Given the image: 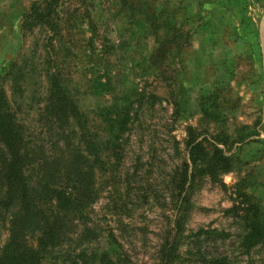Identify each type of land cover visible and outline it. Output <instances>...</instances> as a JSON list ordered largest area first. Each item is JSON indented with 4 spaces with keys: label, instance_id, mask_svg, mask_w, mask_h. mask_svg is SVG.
<instances>
[{
    "label": "rangeland",
    "instance_id": "obj_1",
    "mask_svg": "<svg viewBox=\"0 0 264 264\" xmlns=\"http://www.w3.org/2000/svg\"><path fill=\"white\" fill-rule=\"evenodd\" d=\"M34 1L0 0V84L26 145L43 155L80 146L72 120L44 111L54 79L88 131L98 127L101 157L113 133L105 112L111 118L130 104L140 125L127 133L120 169L131 173L137 157L140 182H110L109 170L95 168L97 196L69 226L61 256L83 254L76 264H157L160 243L181 225L172 264L213 256L264 264V243L246 252L238 244L241 225L264 217V0H59L54 32L21 26ZM140 95L151 106L137 107ZM188 138L198 143L194 162ZM214 146L229 161L211 178L203 169ZM183 161L180 194L191 206L176 224L177 196L171 203L168 196L178 190L169 180ZM4 237L0 229V243Z\"/></svg>",
    "mask_w": 264,
    "mask_h": 264
},
{
    "label": "trees",
    "instance_id": "obj_2",
    "mask_svg": "<svg viewBox=\"0 0 264 264\" xmlns=\"http://www.w3.org/2000/svg\"><path fill=\"white\" fill-rule=\"evenodd\" d=\"M58 2L59 0L32 2L21 16V26L27 28L34 24L54 32ZM4 75L6 73L1 72L0 79ZM139 98L137 107L141 103L151 106L149 96L140 95ZM46 100L44 111L54 120L70 119L75 123L79 129L80 146L66 153L60 152L59 155H43L36 148L27 146L20 126L8 109L0 84V229L5 233L4 240L0 243V264H44L46 260H49L50 264H63L66 260L69 264H73L75 259L82 257L83 254L73 253L70 257V253H66L62 257L61 244L68 238L66 232L69 226L72 227V223H77L82 217L85 203L97 196L95 168L98 167L102 171L109 170L110 182L129 184L132 181L136 185L140 182H137L134 175L139 167L137 157L133 158L135 165L131 167V173L127 174L128 170L125 169L122 172L120 170L123 165L127 133H136L140 127L134 118L135 107H131L130 104L119 107L111 118L108 116L112 113H104L103 122L113 133L106 142L107 152L101 157V143L96 140L98 127L95 126L91 133L88 131L84 114L63 92L58 80L54 79L49 85ZM100 128L107 131L105 127ZM197 145L193 138L187 139L189 161L194 162L198 158ZM172 147L175 150V141ZM228 161L229 158L214 146L203 171L214 178L217 171L226 170ZM187 166L186 161L180 163L172 170L169 180L171 187L178 190L177 195L173 196V193H170L168 196V203L174 201L173 197L177 196L174 204L178 212L176 224L182 222L191 206L186 196L180 194L187 179ZM144 168L146 169L142 170V175L145 177L153 173L149 162L144 164ZM152 168L158 171L159 165ZM145 185L150 186V183L146 182ZM261 221L263 224L260 223ZM261 221L253 218L252 221H245L241 225L242 232L238 235V244L244 252L257 243H264V217ZM180 226L175 228L170 238L165 237L160 243L155 255L157 264H172L179 257L177 245L181 236ZM120 229H123L122 226ZM87 230L83 227L78 238L83 236L82 231ZM216 235L225 236L223 232H217ZM108 236L112 242L115 241L111 230L108 231ZM194 243L199 244L200 241L195 238ZM102 256L100 255L101 260H103ZM106 262L114 264L107 258ZM202 264H240V262L228 256H213L204 259Z\"/></svg>",
    "mask_w": 264,
    "mask_h": 264
}]
</instances>
